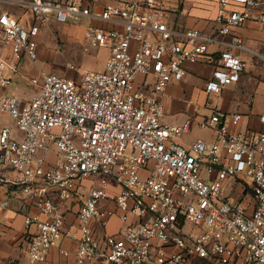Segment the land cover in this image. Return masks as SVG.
<instances>
[{
  "label": "built area",
  "instance_id": "1",
  "mask_svg": "<svg viewBox=\"0 0 264 264\" xmlns=\"http://www.w3.org/2000/svg\"><path fill=\"white\" fill-rule=\"evenodd\" d=\"M10 3L22 4L28 23ZM52 12L85 25L86 51L108 50L102 68L76 77L41 71L29 100L6 93L23 56L38 61ZM252 19L264 23V0H219L214 33L171 26L164 0H0V42L12 49V60L0 51V162L38 208L25 216L37 226L31 262L49 264L66 236L77 242L74 264H264V129L234 130L241 115L215 110L198 125L217 128L218 138L185 145L178 139L191 121H163L162 95L185 65L205 60L219 36L235 35L243 48L238 28ZM208 59L205 88L215 96L247 70L232 49ZM6 180L0 174V186ZM236 186L242 196L229 192ZM81 187L78 220L67 226L64 201ZM111 199L115 207L105 205ZM7 204L0 201V217ZM115 215L123 228L99 237L94 222L106 228Z\"/></svg>",
  "mask_w": 264,
  "mask_h": 264
},
{
  "label": "crops",
  "instance_id": "2",
  "mask_svg": "<svg viewBox=\"0 0 264 264\" xmlns=\"http://www.w3.org/2000/svg\"><path fill=\"white\" fill-rule=\"evenodd\" d=\"M20 1L24 2L25 0ZM107 1L118 2L119 0ZM164 2L167 9V19L171 26L185 29L199 28L206 32H215V16L219 0H164ZM8 6L19 18L28 23L31 15L22 4L10 3ZM51 25L53 29L62 30L70 27L67 23L59 21L52 22ZM238 34L242 38L243 48L238 46L235 35L219 36L218 41L210 46L207 58L197 63H187L184 77L181 80L171 82L162 95L165 107L164 122L182 123L187 120L191 121L190 131L178 139L181 143L189 145L198 138L209 141L216 140L218 138L217 128H202L198 125L200 120L210 117L215 110L228 115L232 113L241 115L239 124L231 126L234 130L264 129V124L260 119V115L264 112V60L262 58L264 53V23L255 19L249 20L238 28ZM82 37V44L84 45V29ZM0 44V51L12 60L11 47L2 42ZM225 49H232L240 53L247 61V70L238 82L227 85L220 96H215L209 94L205 88L206 82L212 77L214 70V64L208 58L218 56ZM43 50L45 48H41L40 52ZM85 53L89 54L90 52ZM107 55L108 50L106 57ZM104 61L99 69L102 68ZM36 62L27 56H23L18 62L17 70L13 73V84L18 85L20 80H26L32 84L29 67ZM41 71L45 70L42 69ZM144 79L143 75L139 76V85H142ZM7 89L6 93L14 94L8 92ZM20 90L19 86L15 87L16 92H20ZM0 174L7 178L0 186V201H8L0 217V264H39L31 262L26 252L30 234L36 231L37 226L35 224L26 226L25 223V216L31 212H38V208L33 201L25 197L19 185L10 181L16 177L15 171L0 162ZM235 189L239 191L240 186ZM115 192L116 190L112 192L113 196ZM85 194V188L81 187L76 190L72 199L64 201L63 210L66 214L67 226L77 222V212ZM245 203L248 212H251L255 206L251 194L246 195ZM105 205L108 207L116 206L114 199L106 201ZM140 220L139 217L130 218V222ZM123 226L124 224L118 215L111 217L110 224L106 228H102L97 221L94 222V229L99 237L103 236L104 233H118ZM76 247L77 242L75 240L63 236L57 245L50 250L49 264L76 263ZM62 249L69 250L70 255H64ZM87 264L98 263L89 262Z\"/></svg>",
  "mask_w": 264,
  "mask_h": 264
},
{
  "label": "rangeland",
  "instance_id": "3",
  "mask_svg": "<svg viewBox=\"0 0 264 264\" xmlns=\"http://www.w3.org/2000/svg\"><path fill=\"white\" fill-rule=\"evenodd\" d=\"M49 17L50 21L42 26V30L38 37L39 47L45 48V50L40 52L38 61L29 67V76L38 75L42 69L47 72L70 77L86 74L91 69H99L106 57L107 50H98L96 48H92L91 51L85 50V45L82 44V31L85 25L67 23V25L70 26L69 29H53L51 23L56 22L54 19L55 12L50 13ZM85 52L90 53L86 54ZM7 59L11 60V58ZM16 86H19L21 89L20 92L15 91ZM7 91L17 94L23 99H30L39 92V89L26 80H20L18 85H11ZM237 187L238 186H236V188ZM229 192L233 195L242 196V193L236 189ZM194 264L206 263L197 261Z\"/></svg>",
  "mask_w": 264,
  "mask_h": 264
},
{
  "label": "trees",
  "instance_id": "4",
  "mask_svg": "<svg viewBox=\"0 0 264 264\" xmlns=\"http://www.w3.org/2000/svg\"><path fill=\"white\" fill-rule=\"evenodd\" d=\"M204 263H206V264H210L209 262H207V261H203Z\"/></svg>",
  "mask_w": 264,
  "mask_h": 264
}]
</instances>
